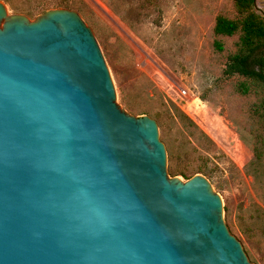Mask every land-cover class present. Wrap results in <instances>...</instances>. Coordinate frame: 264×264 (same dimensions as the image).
<instances>
[{"label": "water", "instance_id": "95a60500", "mask_svg": "<svg viewBox=\"0 0 264 264\" xmlns=\"http://www.w3.org/2000/svg\"><path fill=\"white\" fill-rule=\"evenodd\" d=\"M0 264H255L209 180L170 177L157 120L117 103L76 10L0 1Z\"/></svg>", "mask_w": 264, "mask_h": 264}, {"label": "rangeland", "instance_id": "374dc122", "mask_svg": "<svg viewBox=\"0 0 264 264\" xmlns=\"http://www.w3.org/2000/svg\"><path fill=\"white\" fill-rule=\"evenodd\" d=\"M31 20L52 8L76 10L106 60L117 103L155 118L170 177L202 174L222 199L229 231L248 259L264 264V91L225 77L237 34L217 36L218 14L237 16L233 0H0ZM264 16V0H255ZM143 57L151 64L142 67Z\"/></svg>", "mask_w": 264, "mask_h": 264}, {"label": "trees", "instance_id": "16d2710c", "mask_svg": "<svg viewBox=\"0 0 264 264\" xmlns=\"http://www.w3.org/2000/svg\"><path fill=\"white\" fill-rule=\"evenodd\" d=\"M237 16L228 17L218 14L215 17L213 33L216 36L213 46L221 51L222 41L217 36H233L237 34L235 50L227 55L222 74L225 77L238 75L244 80L236 89L247 94L252 85L264 91V16L255 10V0H233ZM264 113V98L259 103ZM186 179L192 174L180 172Z\"/></svg>", "mask_w": 264, "mask_h": 264}, {"label": "bare ground", "instance_id": "6f19581e", "mask_svg": "<svg viewBox=\"0 0 264 264\" xmlns=\"http://www.w3.org/2000/svg\"><path fill=\"white\" fill-rule=\"evenodd\" d=\"M142 64H143V68L148 65V64H151L150 61L146 58V57H143V61H142Z\"/></svg>", "mask_w": 264, "mask_h": 264}]
</instances>
